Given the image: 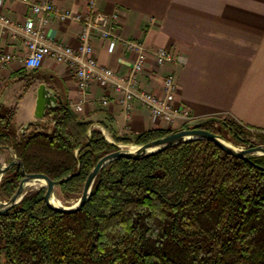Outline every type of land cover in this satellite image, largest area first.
Wrapping results in <instances>:
<instances>
[{
    "label": "trees",
    "instance_id": "1",
    "mask_svg": "<svg viewBox=\"0 0 264 264\" xmlns=\"http://www.w3.org/2000/svg\"><path fill=\"white\" fill-rule=\"evenodd\" d=\"M17 114L18 105L0 104V153L11 151L7 164L17 158L27 173L53 180L75 174L57 187L66 199L81 196L92 169L118 144L179 130L151 129L112 143L69 102L25 131ZM197 127L242 146L264 144V133L231 119ZM22 178L20 164L2 176L0 201L12 198ZM45 194V187L29 191L0 215V264H264V155L247 160L211 140L189 139L110 162L76 213L54 211Z\"/></svg>",
    "mask_w": 264,
    "mask_h": 264
},
{
    "label": "crops",
    "instance_id": "2",
    "mask_svg": "<svg viewBox=\"0 0 264 264\" xmlns=\"http://www.w3.org/2000/svg\"><path fill=\"white\" fill-rule=\"evenodd\" d=\"M49 1L61 8L85 12L89 0ZM95 1L97 9L109 16L120 11L121 20L112 30L121 38L173 52V61L166 65H158L149 55L140 77L143 88L162 93L163 78L172 73L179 85L176 105L188 109L193 120L226 116L264 133V0ZM4 11L13 25L0 35V49L25 56L27 49L19 23L35 18V14L30 5L20 0L7 2ZM80 31L79 22L52 18L49 43L77 45ZM91 41L101 65L124 73L129 69L135 54L120 41L113 52H109L107 40L94 35ZM41 86L46 114L56 104L78 97L74 73L53 57H46L36 69H28L18 60L0 68V102L9 107L18 105V126L45 119L36 117ZM105 95L111 99L107 106L100 102ZM117 96L92 84L78 114L94 122L111 141L126 134L166 128L140 101L127 113L118 104ZM187 124L184 118H178L173 129Z\"/></svg>",
    "mask_w": 264,
    "mask_h": 264
},
{
    "label": "built area",
    "instance_id": "3",
    "mask_svg": "<svg viewBox=\"0 0 264 264\" xmlns=\"http://www.w3.org/2000/svg\"><path fill=\"white\" fill-rule=\"evenodd\" d=\"M11 1L15 0H0V35L9 31L13 25L11 17L4 11V6ZM20 1L30 5L35 14V18L30 17L19 23L27 54L17 56L0 49V68L18 60L28 69H36L46 57H53L56 62L66 65L77 79L78 97L69 102L76 113L82 112L88 89L92 84H96L104 90L117 93V102L127 113L133 110L136 101H140L166 128H173L178 118H184L189 124L193 120L188 109L176 105L179 85L174 74L168 73L164 76L162 93L143 88L140 77L144 73L149 55H153L158 65H166L173 61V52L166 47H155L121 38L112 30L116 29L121 20L119 10L109 16L97 9L95 0L88 1L85 12L61 8L49 0ZM52 18L59 21L74 20L81 24L77 45L64 42L49 43L48 27ZM94 35L108 41L109 52H113L120 41L127 51L135 54L125 73L99 63L91 41ZM110 100L107 95L100 98L104 106H107Z\"/></svg>",
    "mask_w": 264,
    "mask_h": 264
},
{
    "label": "water",
    "instance_id": "4",
    "mask_svg": "<svg viewBox=\"0 0 264 264\" xmlns=\"http://www.w3.org/2000/svg\"><path fill=\"white\" fill-rule=\"evenodd\" d=\"M42 89H43V86H41L39 90V99H38L37 113H36V117L38 119H42L46 116V112H45L46 100L41 94ZM54 100L56 101L57 97H54ZM57 106L58 105L56 104L54 108ZM211 121L220 122L221 118L218 116H210V117H205V118H200V119H194L190 122L188 127H183L177 131L170 133L169 135L165 137L157 138V139H154L152 141H149V142H146L140 145H125L124 146V145L118 144L119 146L118 150L104 155L97 162V164L95 165V167L92 169V171L87 177V180L84 184L83 192L80 198L72 206L55 205L52 203V199L56 198L57 187L61 183L69 179L70 177L74 176L75 174L69 175L68 177L60 179V180H53L43 173H27L25 171L24 164L20 162L17 158H15L9 164H3L0 161V180L2 176L12 166L16 164H20L21 171L23 174V178L20 182V185L17 191L15 192V194L12 196V198L6 202L0 201V215L6 214L12 207H14L16 204H18L22 200V198L26 194V187L33 181H42L46 184L44 186L46 188L45 200L48 206L52 208L54 211L61 212V213H76L85 206V204L90 198L91 190H92L96 177L98 176L101 169L104 168L106 165H108L110 162L116 159H120V158H128V159H136V160L146 158V157H149L153 154L166 150L167 148L171 146H174L176 144H179L189 139L201 138V139L211 140L214 143H216L220 148H222L224 151H226L227 153L232 154L236 157L247 159V160H251V157L254 155H264V144H259V145L251 146L247 148H239L236 145L228 143L220 135L214 132H211L209 130L197 127L198 125L211 122ZM28 125L29 124H25L22 130L25 131ZM109 141L112 143H115L114 141H111V140Z\"/></svg>",
    "mask_w": 264,
    "mask_h": 264
},
{
    "label": "rangeland",
    "instance_id": "5",
    "mask_svg": "<svg viewBox=\"0 0 264 264\" xmlns=\"http://www.w3.org/2000/svg\"><path fill=\"white\" fill-rule=\"evenodd\" d=\"M0 104H4V103H1ZM5 105V104H4ZM220 118H226L228 120H230L229 117H226V116H220ZM189 125V124H188ZM230 137V136H228ZM107 138L110 139V137L107 135ZM224 138V137H223ZM228 143L230 144H233V145H236L238 146L239 148H247V146H242V145H239L227 138H224ZM253 140H255V137H253ZM256 141V140H255ZM11 157H13V154L11 153V151H5L3 153H0V161L3 163V164H7L8 163V160L11 159ZM38 183V184H37ZM46 184L42 181H33L32 183H30L27 187H26V193L29 192V191H33V190H36V189H39V188H42L44 187ZM57 192H58V196H56V199H58L62 205H65V206H72L74 205L78 199L80 198L79 196H75L71 199H66L64 198L61 193H60V189H57Z\"/></svg>",
    "mask_w": 264,
    "mask_h": 264
},
{
    "label": "bare ground",
    "instance_id": "6",
    "mask_svg": "<svg viewBox=\"0 0 264 264\" xmlns=\"http://www.w3.org/2000/svg\"><path fill=\"white\" fill-rule=\"evenodd\" d=\"M52 203L55 204V205H62L61 202L58 199H56V198L52 199Z\"/></svg>",
    "mask_w": 264,
    "mask_h": 264
}]
</instances>
